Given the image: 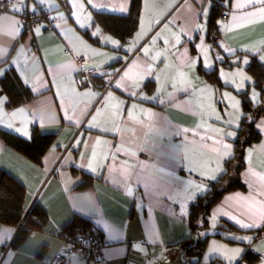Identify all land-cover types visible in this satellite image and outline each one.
<instances>
[{"label": "crops", "instance_id": "obj_1", "mask_svg": "<svg viewBox=\"0 0 264 264\" xmlns=\"http://www.w3.org/2000/svg\"><path fill=\"white\" fill-rule=\"evenodd\" d=\"M132 1L17 0L0 12V78L11 69L34 94L9 108L0 83V130L25 139L35 128L56 134L38 161L0 138V168L26 191L23 219L35 204L48 217L17 245L23 220L0 223V264H47L75 215L92 222L103 245L100 258L86 261L64 251L67 264H235L247 245L264 264V235L253 233L264 226V89L248 70L255 59L264 65V0H219L214 45L207 34L215 0H141L126 40L93 23L96 13L117 15L124 34ZM41 9L54 11L56 25L26 33L21 12ZM84 69L93 71L86 87L76 77ZM201 70H217L221 86ZM245 93L262 109L260 138L243 162H229ZM236 167L243 189L224 194L194 235L190 204ZM85 175L93 181L82 187ZM216 229L222 238L209 239L201 257L187 255Z\"/></svg>", "mask_w": 264, "mask_h": 264}, {"label": "trees", "instance_id": "obj_2", "mask_svg": "<svg viewBox=\"0 0 264 264\" xmlns=\"http://www.w3.org/2000/svg\"><path fill=\"white\" fill-rule=\"evenodd\" d=\"M140 5L141 0L132 1L130 15L126 23V31L122 35L120 34V19L117 15L96 13L93 23L99 24L106 32L114 34L122 38V40H126L127 38L131 37L137 28L140 14ZM8 8L9 7L0 9V12L6 11ZM222 11L223 7L221 6V2H219V0H215L214 4L212 5L211 14L208 20L209 28L207 34V40L213 45L215 42L213 41L212 37L217 33L216 23L221 17ZM47 12L51 15L54 11L47 10ZM42 13L43 10L41 9L38 10V12L32 13L34 17L27 16V22L25 24L27 30H25L26 33H31L32 25H34L33 23L36 24L35 17L42 15ZM41 23H43V21ZM45 23L47 22L45 21ZM53 28L54 27L52 26L50 29ZM228 58L229 57L226 59ZM248 70L250 76L256 81V86L258 88L264 89V65L255 59L252 61ZM199 72L209 83L215 86H221L217 70L210 72H204L201 70ZM0 83L7 96V105L9 108L26 104L34 97V94L30 88L25 86L11 69L7 71L2 78H0ZM242 95L244 97L242 102L245 114L242 118L240 128L238 129L236 139L233 140L235 145L234 156L229 160V162H243V156L247 146L254 144L260 138V132L258 131L255 118L258 116L259 112H262V109H257L256 111V108L252 106L251 100L247 99L248 93ZM255 113H257V115ZM254 114L255 117L253 118ZM55 137L56 134H42L37 128L33 129L30 139H25L14 133L0 130V138L7 145L24 155L34 156L37 161L40 159L41 155L48 148V146L53 142ZM238 168L239 167H236L235 170L233 169L232 171L228 169L223 177L209 182L208 191L205 194L196 197V199L190 204L187 223L189 229L194 235L198 234L199 229H205L209 226L211 208L222 198L224 194L243 189V184L240 177L238 176L239 173H237ZM233 171L235 174L237 173V176ZM84 178L85 180L82 184V187L89 186L93 181V178L89 177L88 175H85ZM25 197L26 191L24 187L0 168V223L18 226L23 220V223L16 235L14 245L21 243V241H23L32 231L38 230L48 219L45 211L36 204L31 208L26 218L23 219L25 214ZM220 227L233 230V227L229 226L226 222H221ZM253 233L255 234V238L263 236L264 226L258 230H255ZM60 234L63 236V239L69 240L71 242H77L78 238L83 235L88 238H96L99 241V244L94 252L90 254L88 260L101 257L100 250L103 245V236L93 226L92 222L88 218L75 215L71 221L64 226ZM213 237L222 238V234H220L219 230L216 229L214 232L207 233L205 236L203 235L200 239H195L193 243L189 244L186 251L187 255L194 256L196 258L201 257L207 247L209 239ZM260 260L261 256L251 251L249 245H247L241 259L235 264H255ZM192 264H198V262H194ZM212 264L223 263L214 261Z\"/></svg>", "mask_w": 264, "mask_h": 264}, {"label": "built area", "instance_id": "obj_3", "mask_svg": "<svg viewBox=\"0 0 264 264\" xmlns=\"http://www.w3.org/2000/svg\"><path fill=\"white\" fill-rule=\"evenodd\" d=\"M14 2H17V0H0V9H5L7 7H9L10 5H12ZM183 0H178V4L182 3ZM27 16L29 17H34L33 14L27 12V11H23L21 13V18L24 21V23L26 24L27 22ZM36 18V23H41L43 22H47V27L50 29L52 26L54 27L58 21L57 17L51 16L47 11H43L42 15H38L35 17ZM35 24V23H33ZM218 38L217 35H215L213 37L214 42H216L215 40ZM77 61L80 65H85L86 64V59L84 57H78ZM84 73V74H83ZM93 73L92 70L90 69H84L83 72L80 71L76 74V77H78V80L80 81L82 86H89L90 83L87 80V78L89 76H91ZM114 79L110 80L104 88V92L107 91L110 87L111 84L113 83ZM22 224V223H21ZM21 226V225H20ZM99 241L94 238H88L85 235L81 236L78 238L77 242H71L69 240H65L63 242V250L57 254H55L49 261L47 264H67L69 262V259L67 257V255L64 253V251H68V250H77L80 254V256L82 257L83 260H88L90 257V254L92 252H94V250L96 249V247L98 246Z\"/></svg>", "mask_w": 264, "mask_h": 264}, {"label": "rangeland", "instance_id": "obj_4", "mask_svg": "<svg viewBox=\"0 0 264 264\" xmlns=\"http://www.w3.org/2000/svg\"><path fill=\"white\" fill-rule=\"evenodd\" d=\"M115 78H116V77H113L112 79L115 80ZM112 79H110V80H112ZM110 80H109V81H110ZM109 81H108V82H109ZM113 83H114V81H113ZM113 83L111 84V87H113ZM84 87H86V86H84ZM111 87H110L107 91L104 92V88H105V86H103L101 96L103 97V96L106 94V92H108V91L111 89ZM255 104H256V103H255ZM204 191H206V190H204Z\"/></svg>", "mask_w": 264, "mask_h": 264}]
</instances>
